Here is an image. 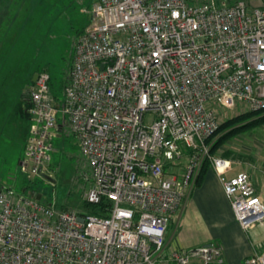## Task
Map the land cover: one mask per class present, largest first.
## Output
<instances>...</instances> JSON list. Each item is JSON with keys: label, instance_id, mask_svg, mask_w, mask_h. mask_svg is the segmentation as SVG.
I'll return each mask as SVG.
<instances>
[{"label": "built area", "instance_id": "built-area-1", "mask_svg": "<svg viewBox=\"0 0 264 264\" xmlns=\"http://www.w3.org/2000/svg\"><path fill=\"white\" fill-rule=\"evenodd\" d=\"M88 14L63 97L45 69L26 89L18 164L40 176L68 130L90 171L85 200L110 201L109 215L0 186V264H224L218 242L176 248L165 233L205 161L240 227L264 220L249 175L227 176L231 159L207 142L223 113L264 112V0H93ZM244 264H264V248Z\"/></svg>", "mask_w": 264, "mask_h": 264}, {"label": "rangeland", "instance_id": "rangeland-1", "mask_svg": "<svg viewBox=\"0 0 264 264\" xmlns=\"http://www.w3.org/2000/svg\"><path fill=\"white\" fill-rule=\"evenodd\" d=\"M92 1L0 0V17L11 21L6 27H0V69L4 71L1 77L3 81H8L6 85L0 83V120L3 117L0 122V186H11L18 193L40 194L41 203L51 204L56 209L62 206L83 208L90 186L86 179L90 174L89 168L77 139L63 129L59 136L51 140L53 150L50 151L45 176H26L18 164L23 156L22 135L25 129L21 105L22 101H27L25 88L31 75L42 69L50 75L52 92L58 98L63 97L62 88L71 64L74 43L88 25V10ZM3 84L8 89L2 91ZM250 112L223 113L211 146L227 131L228 128L221 127L225 120ZM255 115H264V112ZM148 116L146 113L144 119L147 120ZM213 153L230 158L232 167L242 163L238 171L254 174L258 164L264 165V122L227 136ZM24 187H27L26 191H23ZM176 227L174 222L168 233L173 230L177 233Z\"/></svg>", "mask_w": 264, "mask_h": 264}, {"label": "crops", "instance_id": "crops-1", "mask_svg": "<svg viewBox=\"0 0 264 264\" xmlns=\"http://www.w3.org/2000/svg\"><path fill=\"white\" fill-rule=\"evenodd\" d=\"M246 2L248 8H252L261 6L263 0H246ZM241 164L239 162L228 171L227 176L239 172ZM257 167L258 169L254 174H250L249 178L264 204V165L258 164ZM174 222L178 232L174 233L173 230L169 234L168 230ZM165 238L169 246L176 248L193 247L213 240L221 245L224 264H244V259L253 250L264 248V220L244 231L234 218L216 173L208 166L188 199L173 215Z\"/></svg>", "mask_w": 264, "mask_h": 264}, {"label": "trees", "instance_id": "trees-1", "mask_svg": "<svg viewBox=\"0 0 264 264\" xmlns=\"http://www.w3.org/2000/svg\"><path fill=\"white\" fill-rule=\"evenodd\" d=\"M9 22L11 23V21L2 20V18L0 17V23H1L0 24V27H2V26H5L6 27ZM82 31H83V29H82ZM1 55H2V51L0 50V56ZM1 67L2 66H0V68ZM0 70H1V73H0V77H1L3 75V72L4 71L2 69H0ZM32 75H31V77H32ZM31 77H30L29 83L27 84V86L25 88V92H26L27 87L32 83ZM3 79L4 78H2V77L0 78V81H1L0 83H5V85H6L8 83V81L7 80L6 81H3ZM5 85L1 87V90L2 91L8 89V86H5ZM50 89H51V92H52L51 82H50ZM52 94L55 97V99H57V100L60 99L53 92H52ZM0 106H1V104H0ZM28 108H29V103L27 101H25V103L22 101L21 109L23 110V116H24V121H25V129H24V132H23V135H22V148H24L26 136H27V133H28V127H29ZM257 113H260V112L244 113L242 115H238V116H235V117H232V118H229V119L225 120V122L221 125V127L224 128V129H227V128L228 129H227V131L223 135H221L220 137H218V139L213 142V144H212V146L210 148V153H213L215 147L217 145H219L220 143H222L223 140H225L227 138V136H231L232 134H234L235 132H237V131H239V130H241L243 128H248V127H250L252 125L258 124L260 122H264V115H255ZM253 115L256 116L254 119H253ZM2 119H3V117H1V120ZM1 120H0V122H2ZM219 127H220V125H219ZM219 127L215 131V133L211 137H209L207 139V142L208 143H210L211 140H212V138L218 133ZM208 166H210L209 162L205 161L204 164H203V166H202V168H201V170H200V173H199L198 180H197V183L196 184H198L200 182V179L202 177V173L205 171V169ZM23 189H24L23 191H26L27 190V187H24ZM83 205H84L83 208L77 209V210L78 211L86 210V211L91 212L93 214H96V215H99V216H105L106 217V216L109 215L108 214V208L110 207L111 202L108 201V200H106V199H101L100 202H98V203H89V202H87V203H83ZM61 208H66V207L62 206Z\"/></svg>", "mask_w": 264, "mask_h": 264}, {"label": "water", "instance_id": "water-1", "mask_svg": "<svg viewBox=\"0 0 264 264\" xmlns=\"http://www.w3.org/2000/svg\"><path fill=\"white\" fill-rule=\"evenodd\" d=\"M100 67L102 68V65H100ZM36 75H37L36 73H34V74L32 75V77H31V81H32V82L35 80ZM39 175H40V176H45L44 173H43L41 170L39 171ZM51 181H52V180H51ZM35 198L39 200V199L41 198V195H40V194H35ZM78 221L82 222V221H83V218H82V217H78Z\"/></svg>", "mask_w": 264, "mask_h": 264}, {"label": "flooded vegetation", "instance_id": "flooded-vegetation-1", "mask_svg": "<svg viewBox=\"0 0 264 264\" xmlns=\"http://www.w3.org/2000/svg\"><path fill=\"white\" fill-rule=\"evenodd\" d=\"M37 74V72H35ZM34 74V73H33Z\"/></svg>", "mask_w": 264, "mask_h": 264}]
</instances>
